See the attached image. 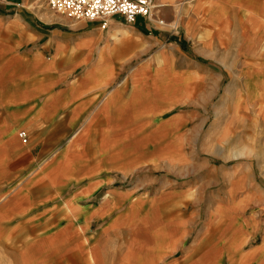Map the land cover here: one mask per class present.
<instances>
[{"label":"crops","instance_id":"crops-1","mask_svg":"<svg viewBox=\"0 0 264 264\" xmlns=\"http://www.w3.org/2000/svg\"><path fill=\"white\" fill-rule=\"evenodd\" d=\"M153 2L152 20L101 28L46 0H0V264H241L221 235L203 240L207 223L189 241L188 187L128 179L177 169L187 138L178 111L162 118L172 97L155 93L157 61L184 55L195 75L206 70L192 50L222 58L234 43L264 66V0Z\"/></svg>","mask_w":264,"mask_h":264},{"label":"rangeland","instance_id":"rangeland-1","mask_svg":"<svg viewBox=\"0 0 264 264\" xmlns=\"http://www.w3.org/2000/svg\"><path fill=\"white\" fill-rule=\"evenodd\" d=\"M192 44L199 50V43ZM226 49L216 52L222 58L213 59L197 57L191 49L194 62L206 71L190 76L183 73L191 65L184 55L157 61L163 73L158 75L155 93L163 91L173 98L172 110L163 112L162 118L178 111L179 125L184 118L188 121L183 130L187 138L180 143L177 169L145 168L128 181L150 175L157 180L177 179L181 188L189 189L188 208L199 211L189 241H195L199 228L207 223L203 240L215 242L221 235L241 264H264V73L254 71L257 66L264 68L263 59L241 58L234 43ZM147 184L139 191L149 195L157 182ZM220 259L230 264L227 254Z\"/></svg>","mask_w":264,"mask_h":264},{"label":"built area","instance_id":"built-area-1","mask_svg":"<svg viewBox=\"0 0 264 264\" xmlns=\"http://www.w3.org/2000/svg\"><path fill=\"white\" fill-rule=\"evenodd\" d=\"M48 7L56 13L65 14L75 20L99 21L104 28L107 20L120 16L133 23L138 16L153 19V0H46ZM161 23L162 20H159ZM18 136L25 139L21 130Z\"/></svg>","mask_w":264,"mask_h":264},{"label":"trees","instance_id":"trees-1","mask_svg":"<svg viewBox=\"0 0 264 264\" xmlns=\"http://www.w3.org/2000/svg\"><path fill=\"white\" fill-rule=\"evenodd\" d=\"M179 44H180V46H181L182 49L187 50V48H186L184 42H179ZM207 62H208V61H207ZM208 63H210V62H208Z\"/></svg>","mask_w":264,"mask_h":264}]
</instances>
